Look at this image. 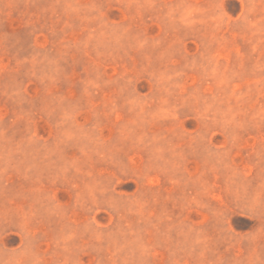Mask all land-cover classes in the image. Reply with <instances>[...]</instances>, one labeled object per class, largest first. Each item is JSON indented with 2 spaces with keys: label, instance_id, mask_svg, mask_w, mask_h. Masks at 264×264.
Returning a JSON list of instances; mask_svg holds the SVG:
<instances>
[{
  "label": "rangeland",
  "instance_id": "374dc122",
  "mask_svg": "<svg viewBox=\"0 0 264 264\" xmlns=\"http://www.w3.org/2000/svg\"><path fill=\"white\" fill-rule=\"evenodd\" d=\"M0 264H264V0H0Z\"/></svg>",
  "mask_w": 264,
  "mask_h": 264
}]
</instances>
